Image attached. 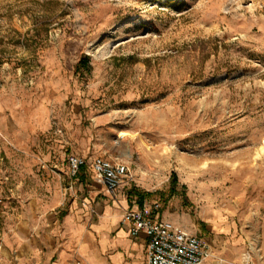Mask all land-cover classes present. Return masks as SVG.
I'll list each match as a JSON object with an SVG mask.
<instances>
[{
	"label": "rangeland",
	"instance_id": "rangeland-1",
	"mask_svg": "<svg viewBox=\"0 0 264 264\" xmlns=\"http://www.w3.org/2000/svg\"><path fill=\"white\" fill-rule=\"evenodd\" d=\"M263 145L264 0H0V264H56L97 157L130 167L139 207L260 264Z\"/></svg>",
	"mask_w": 264,
	"mask_h": 264
},
{
	"label": "crops",
	"instance_id": "crops-1",
	"mask_svg": "<svg viewBox=\"0 0 264 264\" xmlns=\"http://www.w3.org/2000/svg\"><path fill=\"white\" fill-rule=\"evenodd\" d=\"M83 171L81 170L79 174L83 175ZM77 179L79 180V177ZM80 184L84 190L80 198L84 197L85 203L76 201L68 216L62 221V226L57 229L66 240L58 251L53 252L56 264H146V237L144 234L132 237L129 224L124 220L127 209L139 207L135 201L130 200V197L140 194L136 193L132 186L126 188L123 185L115 194H110L100 183L93 180L86 186L85 180L80 181ZM124 189L128 192H124ZM158 214L164 220L197 234V229L185 227L177 216ZM225 224L222 232H226L227 229L231 232L232 226L229 221ZM23 232L18 228L14 238L19 240ZM208 243L212 256L222 258L224 264H254L250 256L245 254L247 249L243 237L225 241L222 237L215 236L210 238ZM260 256L262 257L260 264H264V257L261 254ZM50 261L46 264H50Z\"/></svg>",
	"mask_w": 264,
	"mask_h": 264
},
{
	"label": "built area",
	"instance_id": "built-area-1",
	"mask_svg": "<svg viewBox=\"0 0 264 264\" xmlns=\"http://www.w3.org/2000/svg\"><path fill=\"white\" fill-rule=\"evenodd\" d=\"M68 165L71 176L77 177L88 166V161L84 157L70 155ZM91 168L96 181L110 194H115L125 183L134 180L128 165L105 157L95 158ZM71 189L73 186L69 185L67 191ZM158 209L156 205L154 209L137 207L125 212L124 220L129 224L130 235L139 237L144 234L146 237V264H224L222 258L212 256L206 240L164 220L156 213Z\"/></svg>",
	"mask_w": 264,
	"mask_h": 264
},
{
	"label": "bare ground",
	"instance_id": "bare-ground-1",
	"mask_svg": "<svg viewBox=\"0 0 264 264\" xmlns=\"http://www.w3.org/2000/svg\"><path fill=\"white\" fill-rule=\"evenodd\" d=\"M45 116V115H44ZM42 118V117H41ZM40 118V119H41ZM44 117H43V121H44ZM38 121H39V118H38ZM264 153V145L260 148V150L258 151L257 153V156L261 155ZM142 180L146 183L147 182V179L145 178V176L142 177ZM229 194L231 195H236L238 193V188L235 184H232L229 188H228V191H227ZM240 201H244V199H241L240 198ZM233 209V206H230L227 208V209H223V208H217L213 205L212 202H210V204H208L204 210H203V215L205 217V220L211 224H214L218 229L217 231L221 230V227H223L226 223V219H227V215L229 212H231ZM225 210V211H224ZM229 229H227V233L226 235L227 236H230L229 235ZM219 234V233H217ZM236 236H230L229 239H235ZM251 248L252 249H255L254 246L251 244Z\"/></svg>",
	"mask_w": 264,
	"mask_h": 264
},
{
	"label": "trees",
	"instance_id": "trees-1",
	"mask_svg": "<svg viewBox=\"0 0 264 264\" xmlns=\"http://www.w3.org/2000/svg\"><path fill=\"white\" fill-rule=\"evenodd\" d=\"M82 170H83V169H82ZM173 178H174V179H176V178H177V176H176V175H173Z\"/></svg>",
	"mask_w": 264,
	"mask_h": 264
}]
</instances>
